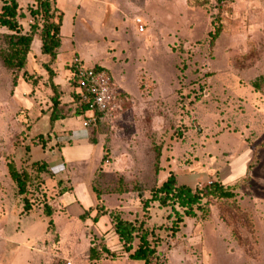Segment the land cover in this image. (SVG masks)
<instances>
[{
  "label": "rangeland",
  "instance_id": "374dc122",
  "mask_svg": "<svg viewBox=\"0 0 264 264\" xmlns=\"http://www.w3.org/2000/svg\"><path fill=\"white\" fill-rule=\"evenodd\" d=\"M18 2L29 32L36 21L29 7L38 1ZM56 6L64 22L52 67L67 118L57 127L62 144L53 138L52 145L62 153L72 148L78 159L67 163L63 184L47 170L31 171L25 194L9 172V162L33 170L43 148L33 137L51 130L50 118L38 117L50 110L53 93L43 66L49 57L41 51L40 15L26 66L10 68L0 58V225L7 224V235L24 241L27 232L17 228L32 226L39 214L47 224L53 221L46 240L56 264L64 258L73 264H144L130 258L142 232L159 251V264H264V0H56ZM75 55L88 66L106 67L128 95L113 121L86 128L83 114L75 113L69 79ZM66 128L70 132L63 133ZM82 133L104 144L103 162L95 153L83 159L78 151L88 137ZM94 171L93 210L82 231H66L59 191L83 186L79 181ZM171 171L197 197L161 190ZM215 181L234 186L235 196L211 195ZM98 210L105 215L97 225L87 217ZM25 254L22 244L0 256L11 262Z\"/></svg>",
  "mask_w": 264,
  "mask_h": 264
},
{
  "label": "trees",
  "instance_id": "16d2710c",
  "mask_svg": "<svg viewBox=\"0 0 264 264\" xmlns=\"http://www.w3.org/2000/svg\"><path fill=\"white\" fill-rule=\"evenodd\" d=\"M38 5L36 8L29 7V11L31 16L38 21V17L41 15L43 18L42 28L40 29V38H41V51L42 53L49 57L48 61L43 63V66L46 68L48 72L49 84L52 90L51 95V107L50 110V124L51 130L47 137L43 134H39L34 138V142L36 145H41L45 148L48 143L51 141L53 137L54 127L56 122L59 119L66 118L67 116L62 112V108L65 107V102L61 99L62 94L58 87V84L55 82L56 71L52 67L53 64L57 61L58 51L62 45V34L61 29L64 22V13L61 12L56 6V0H37ZM24 17V13L22 12V7L20 6L18 0H4L1 8H0V28H6V32H0V58L4 61V63L10 68H18L22 69L28 63V56L32 51V44L34 40V34L37 31V23L36 21L30 24V31L25 32L23 29V25L20 21ZM221 27L218 26L216 31L213 32L212 41L214 42L218 35L220 34ZM108 70V69H107ZM109 71V70H108ZM110 72V71H109ZM25 73V72H24ZM73 101L76 105L75 113L82 114L81 110L77 106V96L75 90L73 89ZM42 112L41 114H43ZM46 113V112H45ZM41 114L38 116L40 117ZM53 132V133H52ZM92 138V137H91ZM95 142V138L92 139ZM161 157L160 150L157 151V160L159 161ZM253 163L250 165L252 167ZM33 170L23 169L20 170L16 167L14 162H9V172L13 179L16 181L19 189V193L25 194L27 193L28 184L33 181V173L37 174L42 170H47L51 175H55L54 172L50 169L47 162L44 160H35L31 164ZM59 184H63L64 180H59ZM171 188H177L182 196H188L189 198L197 197L195 193H193V188L186 184H178V180L173 171L170 172L169 177L165 180L161 186V190L169 191ZM235 187L234 186H224L222 183L217 181L212 183V186L208 188V191L211 195L219 198H233L235 196ZM72 186L66 185L61 187L59 193L63 195L65 192L71 191ZM167 195V194H166ZM24 211H29L32 208V204L30 203L29 198L24 197ZM46 215L50 216L53 213L52 208L47 204L45 205ZM93 209L90 208L89 211ZM103 211V210H102ZM100 212L99 210L96 212L95 216L92 218L95 222H97L101 216L105 215L104 212ZM86 214L81 217L84 219ZM117 223L118 227L122 224L121 220ZM53 221L50 220L48 222V227L52 226ZM125 227V225H124ZM123 227V228H124ZM120 235H123L124 232H119ZM140 241L137 246V249L130 253V258H139L144 261V264H159L160 253L156 249L155 246L151 244L149 239V235L147 232H142L140 234ZM127 251H131L130 246H125ZM103 250L107 252L109 255L120 256V254H116L114 251L110 250L107 247H104ZM91 256L95 254V257H99V253L96 248H90Z\"/></svg>",
  "mask_w": 264,
  "mask_h": 264
},
{
  "label": "crops",
  "instance_id": "0c3cea01",
  "mask_svg": "<svg viewBox=\"0 0 264 264\" xmlns=\"http://www.w3.org/2000/svg\"><path fill=\"white\" fill-rule=\"evenodd\" d=\"M44 116H48L50 118V112L43 113L41 114L40 117H44ZM66 118L59 119L56 122L54 131H53L54 133L52 132L53 133L52 139L55 138L56 140L55 144L56 143L62 144L61 142H63L61 139L64 137L61 136L62 134L61 130H57V127H58V124L61 121H64ZM65 131L70 132V129L69 128L64 129L63 133ZM70 135L72 134L70 133ZM81 136L82 138L88 137L86 140L81 141L82 148L81 150L78 151L82 155V157H84L83 159H89L93 157L95 153V155H97L99 159H101V161L103 162L104 144H101L100 142H98V139L97 140L95 139L96 141L93 142V140H91V138L89 137L88 133H82ZM52 139L48 143V146L38 150L37 154H38V159L46 161L50 169L54 172V174L60 180L62 178L67 177L66 176L68 172L67 163L68 162L71 163V161L77 160L78 158L73 159L72 148L66 151V153H64V151L63 153L61 151H55L52 145L53 144ZM96 143L99 144L98 147ZM47 148L51 149L50 154H47L46 152ZM98 170H96V172ZM96 172L94 171L90 180L86 182L79 181L83 183V186H80L81 183H79V187H77L78 183L75 184V188H77V192L79 193V195L74 193L75 188L74 189L72 188L71 191L65 192L63 195H61L60 200L64 205V210L66 214H64L63 216L64 218L62 217L61 218L59 217V218L62 219L60 223L63 226H65L64 228L66 231H71L73 233L74 232L79 233L80 231L83 230L82 228H84L85 223L83 222V219H81V217H83V215L85 214L87 215V212L90 210V208L94 206L95 202L97 201L95 199V196H93L92 190H91V184L93 180H95ZM61 175L62 176L65 175L66 177H62ZM186 185L191 186V184L189 183H186ZM94 216L95 215L91 213L89 217H87V219L89 218L91 219V217H94ZM99 221L100 219L97 221V225ZM4 223L5 222H3L0 225V254H4V253L5 255L6 253L10 254L11 247L21 246L22 244L24 245L26 254L21 259L11 260V262H9V260L4 259V257L0 256V264H56L55 257L53 253H51L52 251H48L47 249L48 248L47 247L48 244L46 240L48 239L47 238V231H48L47 221L41 218L39 214L35 216L33 215V225H32L33 228H31L32 226H28L25 230H22L20 227L17 228L21 232H24V231L25 233L27 232L25 237H23L25 239L24 241H17L15 238L7 235V231L5 229L7 224L5 225ZM31 240H33V245H29L27 243Z\"/></svg>",
  "mask_w": 264,
  "mask_h": 264
},
{
  "label": "built area",
  "instance_id": "2783aa9c",
  "mask_svg": "<svg viewBox=\"0 0 264 264\" xmlns=\"http://www.w3.org/2000/svg\"><path fill=\"white\" fill-rule=\"evenodd\" d=\"M139 30L144 31L143 20L136 18ZM70 82L77 96L83 126L95 128L100 123L113 121L124 109L128 95L116 85L113 76L104 66H88L77 55L70 62ZM62 264H73L71 258H64Z\"/></svg>",
  "mask_w": 264,
  "mask_h": 264
}]
</instances>
